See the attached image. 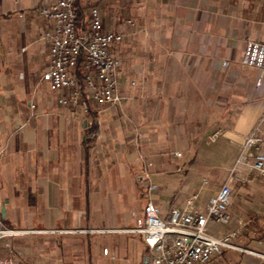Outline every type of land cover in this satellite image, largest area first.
Wrapping results in <instances>:
<instances>
[{"label": "crops", "instance_id": "1", "mask_svg": "<svg viewBox=\"0 0 264 264\" xmlns=\"http://www.w3.org/2000/svg\"><path fill=\"white\" fill-rule=\"evenodd\" d=\"M42 1L0 0V219L23 232L7 238L16 264H116L129 246L137 264L140 237L120 232L132 211L151 198L166 218L194 194L202 209L231 169L252 171L238 156L264 118V74L240 61L246 40L264 43V0H102L104 27L124 31L111 47L124 102L98 113L91 101L87 111L61 107L41 82Z\"/></svg>", "mask_w": 264, "mask_h": 264}, {"label": "built area", "instance_id": "2", "mask_svg": "<svg viewBox=\"0 0 264 264\" xmlns=\"http://www.w3.org/2000/svg\"><path fill=\"white\" fill-rule=\"evenodd\" d=\"M101 1L43 0L38 8V14L44 21L42 39L49 45V64L40 80L58 94V105L69 111L71 108L87 111V102L91 101L98 113L107 106L121 107L124 102L119 92L121 58L111 49L122 42L124 31L113 32L104 27ZM80 3H83L85 13L80 9ZM133 26L130 19H125V28ZM240 63L264 74V43L246 40ZM263 122L264 118L245 138L238 156V162L242 164L252 159V170L259 177H264ZM95 123L98 124V118L92 117L88 124L93 126ZM220 136V130H215L208 136V142L214 143ZM140 161L143 164L141 177L149 181L148 169L152 163L143 157ZM156 188L157 185L149 181L148 190L151 192ZM230 195V185L225 183L202 209L194 207L197 195H191L182 208L171 209L166 218L161 216V209L149 198L140 215L131 212L133 227L120 232L139 236L147 249L137 264H209L225 249L245 251L258 259L257 264H264V240L259 242L261 247L258 251L242 250L234 245L238 230L223 232L219 237L209 233L210 224L226 226L229 223ZM22 233L7 229L0 219V240L6 239L1 249L7 253L0 256V264H16L7 238ZM103 254L107 255L108 250L104 249Z\"/></svg>", "mask_w": 264, "mask_h": 264}, {"label": "rangeland", "instance_id": "3", "mask_svg": "<svg viewBox=\"0 0 264 264\" xmlns=\"http://www.w3.org/2000/svg\"><path fill=\"white\" fill-rule=\"evenodd\" d=\"M178 156H180V154ZM249 160H251L252 165V159H248L247 162ZM199 163H202V161ZM151 168L148 169L149 174ZM226 178L227 179L223 184L228 183L231 180L228 183L231 188L230 204L228 206L230 221L226 226L212 223L209 225V231L211 235L217 237L222 232L238 230L239 235L236 240H234V245L241 247L242 250L258 251L261 247L259 242L264 240V177L257 176L253 170L247 171L242 175H237L234 173V170L231 169ZM146 181L149 183L151 180L149 179V181ZM203 181L206 182L205 180ZM80 238L84 239V235L82 234ZM103 250L104 248L101 250L102 254ZM127 252L129 254L128 256H125L124 262L117 261L116 264H135L137 254L136 252H133V247L129 246ZM143 253H147L145 246H143ZM78 260V264H82V257H78ZM257 263L258 259L245 251L225 249L209 264ZM83 264H86V262Z\"/></svg>", "mask_w": 264, "mask_h": 264}, {"label": "water", "instance_id": "4", "mask_svg": "<svg viewBox=\"0 0 264 264\" xmlns=\"http://www.w3.org/2000/svg\"><path fill=\"white\" fill-rule=\"evenodd\" d=\"M0 212H1L2 218H5V208H4V206L1 207Z\"/></svg>", "mask_w": 264, "mask_h": 264}, {"label": "trees", "instance_id": "5", "mask_svg": "<svg viewBox=\"0 0 264 264\" xmlns=\"http://www.w3.org/2000/svg\"><path fill=\"white\" fill-rule=\"evenodd\" d=\"M78 76L81 77V71L78 70Z\"/></svg>", "mask_w": 264, "mask_h": 264}]
</instances>
